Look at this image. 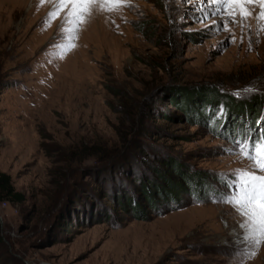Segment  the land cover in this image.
<instances>
[{
	"label": "rangeland",
	"instance_id": "374dc122",
	"mask_svg": "<svg viewBox=\"0 0 264 264\" xmlns=\"http://www.w3.org/2000/svg\"><path fill=\"white\" fill-rule=\"evenodd\" d=\"M263 127L264 0H0V264H264Z\"/></svg>",
	"mask_w": 264,
	"mask_h": 264
},
{
	"label": "trees",
	"instance_id": "16d2710c",
	"mask_svg": "<svg viewBox=\"0 0 264 264\" xmlns=\"http://www.w3.org/2000/svg\"><path fill=\"white\" fill-rule=\"evenodd\" d=\"M202 99H205L207 102L209 101L208 103L214 102V99L210 98V95L204 94ZM181 107H182V105H181ZM235 107L236 108H234V113L237 115H241V116H243L245 114L243 112H239V111L243 110L241 107H244L245 110L248 109V106H235ZM249 109H250L249 111L251 112V113L250 112L249 113L252 116L251 118L256 119V117L258 116V113H259L258 112L259 106L254 105V106H251ZM232 121H233V123L235 122L234 120H232ZM254 130H256V129H254ZM187 178H188V176L181 177V179L183 181H186ZM156 188H158V190L156 191V194L158 192L157 195L159 196V198L164 199L166 197L171 198L172 196H175L177 193H179L181 191L180 189H182V186L176 182L170 181L167 186H161V187L157 186ZM196 190L197 189H194V191H196ZM144 195L146 196L147 202L150 205H152V203H154V201H157L156 195L153 197L146 192L144 193ZM2 196H5L6 198H10L12 200H18V201L23 200V195L20 192L15 191L14 188L12 187L9 176L5 173L0 172V198L1 199L3 198ZM134 208H135L134 209L135 211L137 209L140 210L141 206L138 203L136 204V202H135Z\"/></svg>",
	"mask_w": 264,
	"mask_h": 264
}]
</instances>
